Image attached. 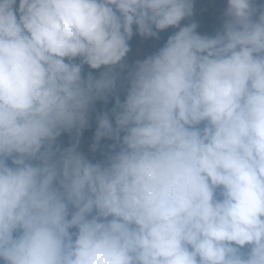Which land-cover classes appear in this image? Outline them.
Returning a JSON list of instances; mask_svg holds the SVG:
<instances>
[{
	"label": "clouds",
	"instance_id": "9594fccd",
	"mask_svg": "<svg viewBox=\"0 0 264 264\" xmlns=\"http://www.w3.org/2000/svg\"><path fill=\"white\" fill-rule=\"evenodd\" d=\"M194 3L0 0V264H264V0Z\"/></svg>",
	"mask_w": 264,
	"mask_h": 264
},
{
	"label": "rangeland",
	"instance_id": "374dc122",
	"mask_svg": "<svg viewBox=\"0 0 264 264\" xmlns=\"http://www.w3.org/2000/svg\"><path fill=\"white\" fill-rule=\"evenodd\" d=\"M202 1V10H201V14H199L198 17L195 18L194 16V21L195 23L201 18V22L200 25L202 26L201 29H199V34L201 35H207V36H213L216 34L215 30H210L206 27L205 23V19H204V15L203 12H208L213 20V24H218L221 22H225V9L227 7V0H201ZM259 4H260V0H257L256 6L259 8ZM134 36H136V38H134ZM133 38L130 41V47H131V51L129 54V59H130V63L131 66L134 63V60L136 59H141L140 56L146 57L147 55H150L154 52V46L153 43H151L150 45H147L148 43H146L147 41L141 42L140 41V37L138 35L134 34ZM138 49V52L137 50ZM123 75V73H122ZM127 85L119 82L118 81V85H117V89H116V93L117 96L123 100L124 94H125V89H126ZM114 106V102L112 100H109L108 103L106 105H101L100 109H98L99 111H109L112 107ZM103 140V139H102ZM101 142V141H100ZM114 142L112 140H106L103 143H101L102 145L105 144V148L110 149V146L113 144ZM92 146L91 145H86L85 148L82 149V152L91 160L95 161H99L102 160L104 158V156L106 154H108L110 151H107V149H103L99 152L95 151L93 152L91 150ZM111 150V149H110ZM81 151V150H80Z\"/></svg>",
	"mask_w": 264,
	"mask_h": 264
},
{
	"label": "trees",
	"instance_id": "16d2710c",
	"mask_svg": "<svg viewBox=\"0 0 264 264\" xmlns=\"http://www.w3.org/2000/svg\"><path fill=\"white\" fill-rule=\"evenodd\" d=\"M202 5L203 4H202L201 0H195L193 16L188 21H184L182 23L195 22L194 21V16L196 18V17L199 16V14H201ZM203 15H204V19H205V23L204 24H206V27L208 29H210V30L216 29L215 32H218V31L222 30V26H223L224 22H221V23H218V24H213V20H212L210 14L208 12H203ZM200 22H201V18L196 22V24H197V29H196L197 32L199 31V29L202 28V26L200 25ZM171 32H172V30L169 29V30L161 33L159 40H154L152 38L145 39V38L140 37V41L141 42H143V40L147 41L146 42V43H148L147 45H150L151 43H153L154 51H156L166 41L168 35H170ZM134 38H136V36H134ZM136 50L138 52V49H136ZM140 58L143 59V56H140ZM130 62L131 61L128 58L127 63L129 65V69L131 68V63ZM85 71L86 72L87 71H92L93 74H96V72H98L99 70H89L87 68V66H85ZM115 95L117 96V94H115ZM109 100H112L114 102V99L112 97H110ZM101 105H106V104H103L102 102H97V104L95 106L96 112L92 113L90 121H89V126L86 129H84L82 131V133H81L80 142H79V145H78V150L79 151L81 150V152H82V149L85 148L86 145H91L92 146V144L94 142V134H95V129H96L95 116H96L97 112H102V111L98 110V109H100ZM103 140L105 142L107 139H103ZM103 140H101L100 146L96 150L97 152H99V151H101L103 149H107V151H110L109 147L105 148V146H104L105 144H103V145L101 144V143H103ZM71 142H72V134H70V133H62L61 136L58 138V143L61 146H65V147L69 146L71 144Z\"/></svg>",
	"mask_w": 264,
	"mask_h": 264
}]
</instances>
